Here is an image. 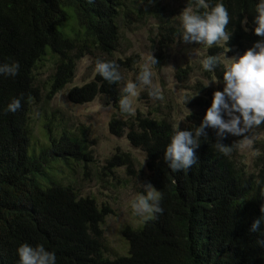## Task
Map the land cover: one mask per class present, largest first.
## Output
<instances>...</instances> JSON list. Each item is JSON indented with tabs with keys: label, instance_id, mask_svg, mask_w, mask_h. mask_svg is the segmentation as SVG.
I'll list each match as a JSON object with an SVG mask.
<instances>
[{
	"label": "trees",
	"instance_id": "trees-1",
	"mask_svg": "<svg viewBox=\"0 0 264 264\" xmlns=\"http://www.w3.org/2000/svg\"><path fill=\"white\" fill-rule=\"evenodd\" d=\"M259 2L206 0L209 8H203L199 0H0V64L20 66L16 76L0 75V264H19L17 249L22 244L43 245L55 254L56 264H264V246L258 243L264 239V221L257 232L249 231L262 216L264 156L254 172H247L234 158L231 135L218 138L215 129H205L207 135L199 138L195 150L196 163L172 171L163 154L178 129L166 117L149 112L125 121L111 118L109 131L115 136L125 134L133 148L144 152L146 182L162 193L163 212L137 228L125 226L127 255L109 259L102 230L109 207L80 196L74 186L62 184L54 175L45 179L43 171L51 160L62 161L72 170L76 162L86 159L84 134L47 129V145L36 151L30 124L40 98L36 71L45 56L54 59L46 102L72 81L77 62L85 55L97 53L105 56L103 62H113L108 57L117 53L128 26L153 21L161 50L174 40L184 43L185 10L202 15L217 3H223L229 13L230 39L211 47L203 44L202 60L214 56L218 64L209 72L200 63L199 74L223 83L225 68L219 56L224 50L239 58L264 39L253 31ZM172 4L180 6L172 9ZM187 71L178 69L176 76ZM223 87L199 90L204 93L194 99L199 116L190 115L189 125L179 130L195 134L213 93ZM118 88L117 81L109 83L96 73L67 96L74 104H84L102 95L104 104L120 110ZM13 99L21 101L15 113L7 110ZM218 142L230 147V153H222Z\"/></svg>",
	"mask_w": 264,
	"mask_h": 264
},
{
	"label": "rangeland",
	"instance_id": "rangeland-1",
	"mask_svg": "<svg viewBox=\"0 0 264 264\" xmlns=\"http://www.w3.org/2000/svg\"><path fill=\"white\" fill-rule=\"evenodd\" d=\"M171 8L177 9L173 4ZM146 23L145 26L134 24L124 29L117 53L108 57L118 66L117 71L121 77L117 81L120 97L124 95L122 89L127 83L137 84L139 96L133 98L134 113H123L112 103L104 104L105 98L102 95L84 104H74L68 100L67 93L71 88L81 87L95 78L97 61L103 62L105 59L101 54H87L79 59L72 81L46 102V90L54 73V59L51 55L45 56L44 60L38 63L36 71L40 98L36 105L38 110L33 109L30 114L31 146L36 151L41 146L46 147L47 129L51 132L58 130L60 133L61 129H65L84 134L88 153L86 159L76 162L72 170L63 165L62 161L51 160L43 167V171L45 179H51L54 175L62 184L74 186L80 196L91 197L98 206L109 207L111 212L102 225L109 256L104 255L109 259L127 255L128 246L122 235L124 227L137 228L145 221L144 217L135 213L131 205L139 194H144L142 185L147 183L149 175L144 153L133 148L125 134L113 135L109 131V121L114 115L117 119L125 121L137 114L145 116L149 112H155L160 118L166 117L174 127L179 125V128H183L189 125L187 119L190 115L199 116L200 110L194 101L196 97L204 94L199 90L205 88L209 82L213 83L207 87L224 86L223 83H214L216 80L202 79L199 74L205 45L174 40L159 50L157 37L154 35L155 28L151 27L153 21L148 20ZM151 54L158 63L151 66L152 85L145 86L139 83L138 76ZM225 58L236 57L231 56L227 50L219 56L226 70L229 61ZM178 69L188 71L176 76ZM192 69V74H189ZM153 86L161 90L162 99H154L149 95ZM45 124H48V127ZM248 135L253 140L251 145L244 144L242 137L235 136H231V143L235 160L247 172H254L256 162L264 156V124L254 127ZM42 183L44 185L47 182Z\"/></svg>",
	"mask_w": 264,
	"mask_h": 264
},
{
	"label": "clouds",
	"instance_id": "clouds-1",
	"mask_svg": "<svg viewBox=\"0 0 264 264\" xmlns=\"http://www.w3.org/2000/svg\"><path fill=\"white\" fill-rule=\"evenodd\" d=\"M199 6L209 8L206 0H199ZM256 13L254 35L264 38V0H260L257 4ZM181 19L184 43L206 44L211 47L221 41L226 44L230 39L229 33L226 32L230 18L223 3H217L210 11H206L202 15L185 10ZM226 60L229 63L223 72V91L213 93L211 106L206 110L199 127L195 128V134L190 130H179V125H177L178 130L166 146L163 159L172 171L187 170L196 163L195 150L200 145L199 138L207 135L205 129H215L218 138H223L225 134L242 137L244 144L251 145L253 140L248 135L249 132L254 127L264 124V39L256 42L239 58ZM157 63L158 61L152 54L148 56L147 62L142 66V71L138 76L140 84L152 85L151 66ZM201 63L205 71L211 72L216 68L218 60L214 56H208ZM19 67L18 63L0 64V75L16 76ZM117 67L113 62L97 61L96 72L104 80L113 83L121 79ZM210 83L213 82H209L207 86ZM214 83H219V81L216 80ZM122 91L124 95L119 100L121 111L129 114L134 113L133 98L139 96L137 84L129 82ZM149 95L154 99H162L161 90L156 86L152 87ZM20 108V99H13L7 110L15 113ZM216 147L224 154H229L231 151L230 147L219 142ZM142 187L145 189L144 194H139L131 206L135 213L144 217L145 220L155 219L158 214L163 212L160 207L162 193L150 183H145ZM260 211L262 216L252 223L250 232L255 233L261 229L262 221H264V206ZM258 243L264 246V239ZM17 253L19 264H56L55 254L46 251L43 245L32 247L22 244L17 249Z\"/></svg>",
	"mask_w": 264,
	"mask_h": 264
}]
</instances>
